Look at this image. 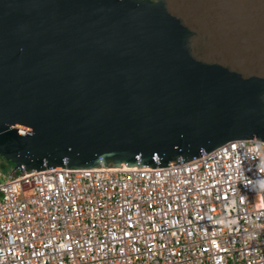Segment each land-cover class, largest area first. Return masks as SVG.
Wrapping results in <instances>:
<instances>
[{
	"label": "water",
	"instance_id": "obj_1",
	"mask_svg": "<svg viewBox=\"0 0 264 264\" xmlns=\"http://www.w3.org/2000/svg\"><path fill=\"white\" fill-rule=\"evenodd\" d=\"M253 138L264 0H0L10 175L169 166Z\"/></svg>",
	"mask_w": 264,
	"mask_h": 264
},
{
	"label": "built area",
	"instance_id": "obj_2",
	"mask_svg": "<svg viewBox=\"0 0 264 264\" xmlns=\"http://www.w3.org/2000/svg\"><path fill=\"white\" fill-rule=\"evenodd\" d=\"M262 176L256 138L169 166L0 171V264H264Z\"/></svg>",
	"mask_w": 264,
	"mask_h": 264
},
{
	"label": "clouds",
	"instance_id": "obj_3",
	"mask_svg": "<svg viewBox=\"0 0 264 264\" xmlns=\"http://www.w3.org/2000/svg\"><path fill=\"white\" fill-rule=\"evenodd\" d=\"M246 186H249L254 190L258 196L264 194V176L261 178L249 181Z\"/></svg>",
	"mask_w": 264,
	"mask_h": 264
},
{
	"label": "rangeland",
	"instance_id": "obj_4",
	"mask_svg": "<svg viewBox=\"0 0 264 264\" xmlns=\"http://www.w3.org/2000/svg\"><path fill=\"white\" fill-rule=\"evenodd\" d=\"M15 165L7 161L3 156L0 155V171L4 174L9 175L14 170Z\"/></svg>",
	"mask_w": 264,
	"mask_h": 264
}]
</instances>
